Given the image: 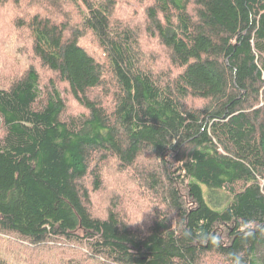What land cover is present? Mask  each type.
I'll list each match as a JSON object with an SVG mask.
<instances>
[{"label": "trees", "instance_id": "16d2710c", "mask_svg": "<svg viewBox=\"0 0 264 264\" xmlns=\"http://www.w3.org/2000/svg\"><path fill=\"white\" fill-rule=\"evenodd\" d=\"M8 38L0 264H264V0H0ZM111 161L141 219L94 212Z\"/></svg>", "mask_w": 264, "mask_h": 264}, {"label": "rangeland", "instance_id": "374dc122", "mask_svg": "<svg viewBox=\"0 0 264 264\" xmlns=\"http://www.w3.org/2000/svg\"><path fill=\"white\" fill-rule=\"evenodd\" d=\"M12 5V4H11ZM8 5V6H11ZM9 11H12V7L8 8ZM9 25L4 26L2 29L8 28ZM9 39V38H8ZM18 48V45L15 44V38H11L5 44V51L0 50V69L3 67V57L11 56L10 54L14 53V50ZM22 66L26 68L29 62H26L25 59H22ZM5 78V77H4ZM3 77H0V80H4ZM13 78V77H11ZM44 80L49 77H43ZM1 137V129H0ZM116 164L111 161L108 168H104L103 174V184L102 188L98 192H92L90 189V194L92 196V207L96 215L102 217L106 215L113 204H118L119 209L128 211L131 213V216L141 219L145 212L148 210V202L144 200L143 194L137 188L139 186L134 181L135 172L123 173L116 170ZM134 176V177H133ZM87 180H90L88 178ZM90 185V184H89ZM1 241V240H0ZM11 243L3 242L0 245V257L10 253ZM15 251V250H14ZM61 260L59 256L50 261L51 264H80L81 262L75 258L73 253H68L66 257Z\"/></svg>", "mask_w": 264, "mask_h": 264}, {"label": "clouds", "instance_id": "9594fccd", "mask_svg": "<svg viewBox=\"0 0 264 264\" xmlns=\"http://www.w3.org/2000/svg\"><path fill=\"white\" fill-rule=\"evenodd\" d=\"M255 227V221L250 220L241 225L240 231L245 238H248L253 236ZM233 264H241L240 254L235 255Z\"/></svg>", "mask_w": 264, "mask_h": 264}]
</instances>
